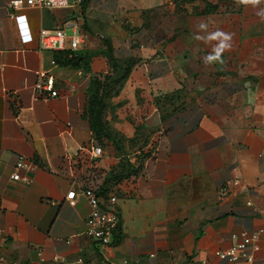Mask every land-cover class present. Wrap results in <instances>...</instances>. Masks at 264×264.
<instances>
[{
    "label": "crops",
    "instance_id": "0c3cea01",
    "mask_svg": "<svg viewBox=\"0 0 264 264\" xmlns=\"http://www.w3.org/2000/svg\"><path fill=\"white\" fill-rule=\"evenodd\" d=\"M7 2L0 264H264L263 233L258 249L246 248L251 260L215 254L264 227V22L256 15L264 0H84L14 18ZM201 22L231 34L223 63H203L217 42L196 39ZM55 28L63 47L42 49L40 31ZM78 34L81 48L72 51ZM43 73L56 96L34 97ZM94 98L103 103L100 129ZM94 145L103 148L99 194L118 195L120 221L107 245L85 231L91 206L80 189ZM19 157L36 164L20 170L30 183L11 176ZM222 186L229 193L220 198Z\"/></svg>",
    "mask_w": 264,
    "mask_h": 264
},
{
    "label": "built area",
    "instance_id": "2783aa9c",
    "mask_svg": "<svg viewBox=\"0 0 264 264\" xmlns=\"http://www.w3.org/2000/svg\"><path fill=\"white\" fill-rule=\"evenodd\" d=\"M84 0H8V15L14 18L16 12L25 8H62L74 4H82ZM83 36L72 35L69 38V49L72 51L81 48ZM65 42V35L62 28L55 29H42L40 31V47L44 50H57L63 47ZM33 95L36 98H48L57 95V90L54 87V79L48 74H40L38 80L33 85ZM153 145V144H152ZM84 149L83 147L80 148ZM154 146L150 147L147 158L154 154ZM103 148L100 145H94L89 149L90 162L88 171L82 180L81 194L86 196L91 206L90 212L85 220V231L93 239L103 245L110 244L113 234L118 227L120 216L117 208L118 195L114 192L108 193L106 197H101L100 187L97 185L96 180L101 177L102 172L98 168L95 160L101 157ZM147 156V155H146ZM27 168L32 170L36 168V164L25 157H19L13 167L12 178L14 180L22 179L26 183L32 180L29 177H22L20 170ZM75 190L67 193L66 198L70 204H74ZM229 190L227 187H220L218 189V196L220 198L228 195ZM260 233L264 234V227L258 233L246 234L241 233L240 239L234 242L229 248L225 250H217L216 256L220 259L235 261L239 258H246L251 260L252 254L247 253L246 248L252 246L253 249H258L257 239ZM198 264H210L207 261L199 262Z\"/></svg>",
    "mask_w": 264,
    "mask_h": 264
},
{
    "label": "clouds",
    "instance_id": "9594fccd",
    "mask_svg": "<svg viewBox=\"0 0 264 264\" xmlns=\"http://www.w3.org/2000/svg\"><path fill=\"white\" fill-rule=\"evenodd\" d=\"M240 4L243 5H259L261 0H238ZM256 15L260 18L262 22H264V8H261ZM197 40H202L204 43H209L212 41H216L217 43L212 45L210 53L202 57V61L205 65H211L214 63H223V54L230 50L232 47L231 41L232 36L231 34L216 30V31H208V24L207 23H198L197 25ZM199 33H203L200 35Z\"/></svg>",
    "mask_w": 264,
    "mask_h": 264
},
{
    "label": "trees",
    "instance_id": "16d2710c",
    "mask_svg": "<svg viewBox=\"0 0 264 264\" xmlns=\"http://www.w3.org/2000/svg\"><path fill=\"white\" fill-rule=\"evenodd\" d=\"M102 108H103V103L101 99L94 98L92 102H90L89 111L94 129L95 128L100 129L101 127L100 112Z\"/></svg>",
    "mask_w": 264,
    "mask_h": 264
}]
</instances>
